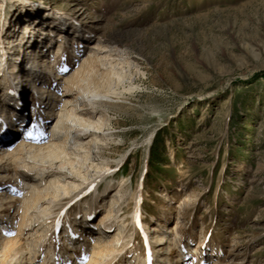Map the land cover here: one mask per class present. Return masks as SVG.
<instances>
[{
	"label": "rangeland",
	"instance_id": "obj_1",
	"mask_svg": "<svg viewBox=\"0 0 264 264\" xmlns=\"http://www.w3.org/2000/svg\"><path fill=\"white\" fill-rule=\"evenodd\" d=\"M28 18L75 31L76 56L65 49L62 75L89 55L111 60L95 63L84 85L94 126L73 131L84 142L68 143L74 165L0 160V220L8 238L21 234L13 264H73L63 256L66 232L85 234L102 210L88 220L83 207L110 198L115 220L103 238L114 250L100 264H264V0H0V48ZM54 44L46 37L36 47L49 58ZM1 58L0 106L11 96ZM108 61L115 73L104 76ZM31 98L21 97L28 102L10 144L24 129L35 135ZM5 128L0 120V138ZM21 179L44 190L48 217L19 233ZM86 248L71 250L77 264Z\"/></svg>",
	"mask_w": 264,
	"mask_h": 264
},
{
	"label": "bare ground",
	"instance_id": "obj_2",
	"mask_svg": "<svg viewBox=\"0 0 264 264\" xmlns=\"http://www.w3.org/2000/svg\"><path fill=\"white\" fill-rule=\"evenodd\" d=\"M33 21L34 20L28 18L25 22H22L21 25L19 23L17 28L15 27V30L12 28L14 31L9 35L7 45L0 48L1 61L7 64L4 70L2 83L6 86L7 92L11 94L9 98H5L4 104L0 106L1 125L2 127L5 123L8 125V128L4 130L5 136L3 135V138H0V142H3L1 143L3 145H0V160H3V162L8 165L10 163L18 164L24 162L26 159L28 161L31 158L40 157L49 160L57 159V161H60L61 166L65 163L74 165L69 159L71 154L68 152V143L72 139L74 142L73 145L76 146L75 148L80 146L79 148L81 150L84 148V142L79 140V134H74L73 131L77 128L94 126L92 122L85 117V108L83 106L85 95L84 85L91 77L96 76L100 70L98 68L100 66L94 64L98 62L101 65L105 64V60L107 58V60H111V58H109V56H101L98 53L89 55L83 59L81 68L77 69L71 76L62 75L57 65L59 59L62 60L64 58L65 49H69L72 56H76V48L79 42L75 38V31L69 33V30L61 27L54 31L52 28L39 27L38 23L34 24ZM15 25L16 23L13 27ZM46 37L50 40V44L55 43L51 50V54H49V58L48 56L46 58L42 49L37 50L36 47V45L42 42ZM101 50L102 49L99 48L97 52H101ZM25 54L28 55L25 56V61H21L23 62L21 64L20 59L22 55ZM17 55H19V58L17 61H14L13 59ZM108 64L110 67L108 71L104 72V76L115 73L113 61H108L107 65ZM46 75L52 76L55 85L46 79ZM36 79H38V81ZM28 87H30L29 91ZM56 87L60 88L59 91H55ZM26 90L30 94H33L31 98L32 113L30 117L35 124V135L32 136L31 140L27 135V131L24 129L22 136L18 137L13 144H10L9 141L13 138L15 132L18 131L16 125H21L23 121V117H21L22 109L26 107L28 99L24 101L21 97H24ZM11 97L13 99H11ZM18 112H20L19 115ZM54 119V124L50 126L51 129L47 132L44 128L46 125H44V123ZM0 136L2 137V134H0ZM46 138H49V144L43 142ZM75 156L79 158L80 154L75 153ZM65 158L69 160H65ZM20 185L24 188L26 193L18 207L21 220L19 219L20 222L18 221L19 224L18 222L17 224L19 225V233H22L24 228H28L27 225H30L32 222L31 220H33L32 218L35 216L46 219L45 216L48 217V209L46 210L45 207L40 206V201L43 199V189H38L36 186L25 182L23 179L20 180ZM116 199L110 198L107 201L104 200L101 203L99 202L96 207L90 204L83 207L82 216L88 220L94 217L97 207V209H100V211L102 210V212L100 216L98 215L99 220L96 224L91 226L87 225L86 228H84L85 234L78 233V229L74 227H71V229L66 232L62 243L64 246L63 256L67 261L71 260L69 263L77 264V256L71 251L75 247L81 250L87 247L85 251L86 255L84 256V261H86V263L82 262L81 264H100L102 260L114 250V239L106 240L103 238L106 230L103 225L110 219H113L114 222L115 218L113 213L115 211L114 206L117 203ZM151 218H153V216H151ZM5 221L6 219L0 220V264H13L14 260L17 259L18 253H21V251L19 252L21 234L13 238H8V235L11 233L9 232L10 223ZM85 229H89V233H87ZM150 229V226L147 225L145 231L149 232ZM152 230L153 232H157L158 228L154 226ZM78 235L82 236L79 239V244L76 245V242L73 240L77 239ZM146 236L149 235L146 233ZM179 238L180 237L177 236L173 241L175 242ZM156 241L160 242L159 240ZM37 242L34 244L39 246L40 243ZM50 257L56 258L52 253ZM169 261V257H166L165 263Z\"/></svg>",
	"mask_w": 264,
	"mask_h": 264
},
{
	"label": "snow or ice",
	"instance_id": "obj_3",
	"mask_svg": "<svg viewBox=\"0 0 264 264\" xmlns=\"http://www.w3.org/2000/svg\"><path fill=\"white\" fill-rule=\"evenodd\" d=\"M28 135L30 136L31 134L29 133Z\"/></svg>",
	"mask_w": 264,
	"mask_h": 264
},
{
	"label": "trees",
	"instance_id": "obj_4",
	"mask_svg": "<svg viewBox=\"0 0 264 264\" xmlns=\"http://www.w3.org/2000/svg\"><path fill=\"white\" fill-rule=\"evenodd\" d=\"M257 75V74H256Z\"/></svg>",
	"mask_w": 264,
	"mask_h": 264
}]
</instances>
